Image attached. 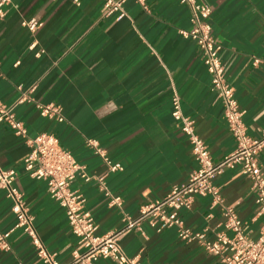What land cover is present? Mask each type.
I'll return each instance as SVG.
<instances>
[{"label": "crops", "instance_id": "0c3cea01", "mask_svg": "<svg viewBox=\"0 0 264 264\" xmlns=\"http://www.w3.org/2000/svg\"><path fill=\"white\" fill-rule=\"evenodd\" d=\"M204 1L212 7L213 36L221 44L219 56L247 131L257 136L264 128V0ZM123 6L127 14L118 18L105 14L103 0H10L0 16V104L10 105L27 91L32 100L12 108L27 136L53 132L85 166L89 179L77 174L70 186L85 197L84 208L97 223V234L121 227L125 216L137 217L142 205L163 197L197 167L191 144L171 115L175 91L213 160L234 146L201 51L179 33L191 27L188 6L179 0H145V6L125 0ZM30 17L43 21L34 31L22 24ZM253 57L260 61L254 64ZM36 101L59 104L65 119L41 115ZM88 138L122 165L104 176L121 205L108 203L97 179L106 163ZM29 149L25 137L0 121V164L15 168L14 185L23 193L43 243L60 263L69 262L72 250L82 245L64 208L49 195L46 180L24 169ZM259 160L264 169V149ZM213 183L234 206L247 234L256 237L260 218L246 172L226 168ZM179 215L208 239L218 232L231 235L210 195H195ZM14 221L10 200L0 188V228L7 230ZM8 241L9 249L0 248V264H47L20 228L10 231ZM120 243L138 264H225L197 239L180 238L175 226L157 230L147 218L130 227ZM97 264L118 263L106 257Z\"/></svg>", "mask_w": 264, "mask_h": 264}, {"label": "built area", "instance_id": "2783aa9c", "mask_svg": "<svg viewBox=\"0 0 264 264\" xmlns=\"http://www.w3.org/2000/svg\"><path fill=\"white\" fill-rule=\"evenodd\" d=\"M10 0H0V16L7 9ZM125 0H103L106 15L115 14L120 18L126 15L123 3ZM145 6V0H137ZM188 6L190 11L189 29L181 28L179 33L195 41L201 51V58L210 74L211 90L216 94L223 109V116L234 138V146L220 159L213 160L208 145L195 130V119L182 110L181 99L175 91L171 96V115L179 128L188 138L191 151L197 162L185 181L174 183L161 198H156L141 206L139 215L135 218L124 217V224L103 234H97V223L91 213L84 208L85 197L72 189L70 184L77 174L89 179L85 166L79 163L71 151L63 147L58 137L50 131H41L32 137L27 136V129L22 121L14 117L12 108L15 104L32 100L25 90L10 105L0 104V121H5L16 134L25 137L30 145L29 151L23 157V166L28 174L35 178L45 179L49 195L59 203L66 213L72 232L82 249L72 250V259L60 263L53 251L43 243L34 222V215L27 206L23 193L14 185L16 170L14 167H4L0 164V188L10 200V209L15 221L7 229L0 228V248L9 249L8 235L15 228H20L30 239L38 257L47 264H97L100 258L109 257L118 264H138L136 257L125 254L120 243L121 237L133 225L147 218L157 230L163 227L175 226L177 234L184 240L197 239L202 247L212 254L218 255L225 264H264V169L259 160V153L264 149V128L257 136L247 131L243 120V110L235 95L234 86L227 79L224 65L219 56L221 44L218 43L212 31L210 14L212 7L204 0H179ZM43 21L36 17L22 20L30 30L34 31ZM253 63H258V57H253ZM18 88L21 89L20 85ZM36 108L43 116L62 121L65 116L59 104L35 102ZM87 144L94 152L101 155L106 163V171L97 177L110 205H121V197L109 191L104 183L108 172L122 167L119 161H112L99 147L96 139L88 138ZM241 167L250 178L257 204L256 214L260 218L259 232L251 237L244 230L234 206L224 201L219 187L213 183L216 174L226 168ZM210 195L211 201L219 205L224 217L223 225L231 231V235L216 233L213 239L205 237L204 231H194L188 227L179 215L181 207L189 208L195 195ZM18 264H22L20 261Z\"/></svg>", "mask_w": 264, "mask_h": 264}]
</instances>
